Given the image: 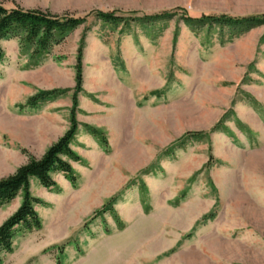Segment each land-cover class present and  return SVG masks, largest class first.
Segmentation results:
<instances>
[{"label": "rangeland", "instance_id": "rangeland-1", "mask_svg": "<svg viewBox=\"0 0 264 264\" xmlns=\"http://www.w3.org/2000/svg\"><path fill=\"white\" fill-rule=\"evenodd\" d=\"M8 17L0 180L74 129L75 181H31L39 227L24 192L0 207L1 264H264V0H0Z\"/></svg>", "mask_w": 264, "mask_h": 264}, {"label": "trees", "instance_id": "trees-1", "mask_svg": "<svg viewBox=\"0 0 264 264\" xmlns=\"http://www.w3.org/2000/svg\"><path fill=\"white\" fill-rule=\"evenodd\" d=\"M4 18L0 23V38L8 34L9 30L5 29V25L10 21V17ZM25 16L13 17L16 20V25L26 29H33L36 26L28 23H22ZM253 22H259L257 19H251ZM8 32V33H6ZM49 38H52L51 35ZM3 54L0 52V58ZM75 135V130H71L61 138L56 144L51 146L41 159H32L26 165L20 167L12 176L0 180V207L6 203L13 201L20 192H24V202L20 210L23 215L24 222H30L31 225L39 227L37 213L34 209L36 200L30 195V184L32 180H37L45 188H54L56 183L53 179V174L57 172H64L67 174L71 181H75V176L71 165L64 159L65 155L70 152V146ZM14 226L9 224L5 231L0 233V253L1 251L10 250V239L13 238L10 229ZM1 264V259H0Z\"/></svg>", "mask_w": 264, "mask_h": 264}]
</instances>
